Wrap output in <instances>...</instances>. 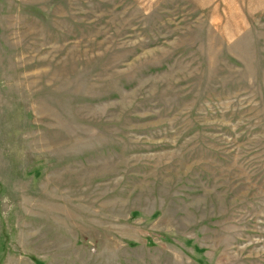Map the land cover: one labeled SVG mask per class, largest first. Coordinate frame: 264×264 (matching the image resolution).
Returning <instances> with one entry per match:
<instances>
[{
	"label": "rangeland",
	"instance_id": "rangeland-1",
	"mask_svg": "<svg viewBox=\"0 0 264 264\" xmlns=\"http://www.w3.org/2000/svg\"><path fill=\"white\" fill-rule=\"evenodd\" d=\"M0 264H264V0H0Z\"/></svg>",
	"mask_w": 264,
	"mask_h": 264
}]
</instances>
